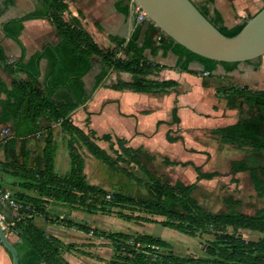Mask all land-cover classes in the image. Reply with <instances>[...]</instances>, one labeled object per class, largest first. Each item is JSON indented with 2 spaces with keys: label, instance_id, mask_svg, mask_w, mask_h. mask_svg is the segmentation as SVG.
Here are the masks:
<instances>
[{
  "label": "trees",
  "instance_id": "1",
  "mask_svg": "<svg viewBox=\"0 0 264 264\" xmlns=\"http://www.w3.org/2000/svg\"><path fill=\"white\" fill-rule=\"evenodd\" d=\"M38 1L42 5L41 11L10 21L4 26L5 35L22 48L20 60L14 64L4 65V69L10 74L18 72L25 74L28 82L15 80L10 88H7L0 80V94L5 95V99L0 100V127L9 126L14 138L25 137L37 132L36 123L43 117L49 122H60L64 133L69 137L70 169L64 176H57L53 173L51 133L47 132L42 157L44 164L35 172L38 178L37 186L49 196L62 200L65 205L79 206L87 212L95 210L97 205L101 212L107 211L108 206L136 210L147 216L161 218L162 220L157 222L159 225L190 238L212 236V240L205 244L207 258L198 259L174 256L170 244L159 237L113 233L108 235V238L112 242L116 256L110 264H264V208L258 209L252 215L244 214L236 209L240 206V201L227 197L225 199L227 211L214 214L204 209L193 197L197 181L212 180L220 173L203 172L201 167L191 161L177 162L164 158L163 163L166 166L191 167L196 174L195 183L185 184L176 180L172 184L157 177L141 164L140 148L125 147L123 139L113 138L110 134H103L99 138H96L93 132L85 134L74 126L69 118L71 113L86 104L111 70L129 74L131 77L129 82L117 81L111 87L114 90L152 93L175 88L177 83L173 81L158 82L148 79L161 67L146 60L143 54L146 49H149L151 54L158 51L172 52L177 56L176 68L187 73H191L188 66L192 61L199 62L203 66V71L209 73L213 72L217 65H222L226 71H230L237 63H219L195 55L146 20L135 24L128 39L111 38L115 48L123 55V58H120L115 53L106 52L98 47L76 18L69 21L62 19V13L68 10V0ZM200 12L220 33L228 37L236 35L244 26L227 30L216 13L211 17L206 12ZM39 18L48 19L58 33L60 42L24 62L25 51L19 39L23 29L22 22ZM144 25L146 29L143 40L140 41ZM152 32L157 34L155 39L150 35ZM42 56L49 60V74L43 88L37 90L38 62ZM94 58L100 64V72L96 75L95 84L88 94L83 78L92 68ZM3 60L0 48V62ZM215 94L218 98H224L231 109H235L236 102L240 101L248 112L254 111L248 119H238L232 125L212 129L210 134L221 144L237 150H249L247 160H234L229 163V173L231 175L247 173L245 185L250 186L257 196L264 197V165L259 162L260 158H264V91L229 84L217 89ZM171 117L172 124L179 123L175 106L171 110ZM86 122L88 123V119ZM95 140L108 143L115 157H111L100 148ZM166 140L169 143L183 142L182 137H173L169 132L166 133ZM75 141H78L82 148L108 171L124 177L138 187L142 186L145 197L135 198L115 192L111 194L110 200H106L107 191L85 181L84 160L74 146ZM124 165L137 167L143 179L136 177ZM18 200L33 208L32 216L44 213V207L40 202L32 199ZM32 216L19 221L14 219L9 221L4 207L0 204V223L7 225L5 231L9 229L18 237L17 243L13 245L18 253L19 264H70L61 257L63 243L37 227L32 221ZM119 217L128 222H155L140 215L120 213ZM78 229L83 232L88 230L80 225ZM228 229L234 232L249 230L261 234L262 237L257 241H246L235 233H228ZM161 251L165 253L162 254Z\"/></svg>",
  "mask_w": 264,
  "mask_h": 264
},
{
  "label": "crops",
  "instance_id": "2",
  "mask_svg": "<svg viewBox=\"0 0 264 264\" xmlns=\"http://www.w3.org/2000/svg\"><path fill=\"white\" fill-rule=\"evenodd\" d=\"M190 1L200 11L208 13L211 17L216 13L222 21L223 27L227 30H235L245 25L250 18L264 7V0ZM67 3L68 10L62 13V19L69 21L71 18H76L98 47L104 51H106L104 48L106 40L114 45L111 38L128 39L135 28V24H137L132 0H68ZM41 10L42 5L38 0H0V48L4 57V60L0 62V80L7 88H10L15 80L28 82V77L19 72L10 74L4 69V65L14 64L22 57V48L14 40L5 35L4 26L10 21ZM22 27L19 39L25 51L24 62L35 54L42 53L46 48L54 47L60 42L58 33L46 18L25 20L22 22ZM145 29L146 25L143 26L140 41L143 40ZM150 35L154 39L157 36L156 32H152ZM143 54L147 61L161 67L159 71L154 72L148 79L158 82L173 81L177 83V86L164 92L135 93L126 90H114L111 88L112 85L108 87L103 86L102 82L101 86L92 93L86 104L70 114L71 123L85 134H88L87 129L82 124H88L96 138H99L103 134H110L113 138L123 139L125 147L137 149L141 145H144V142L151 144V142H158L163 138L167 145L161 152L171 154L178 150L186 152L184 151V146L189 144L186 143L183 135L185 129L182 125L183 118L180 111H189V114L199 119L214 120L215 124L213 126H203L200 124L199 126L192 127V130L207 128L210 132L212 129L229 126L237 121H227L228 118L231 119L235 114V109L229 108L224 98L216 96L215 92L217 89L234 84L264 91V55L252 62L237 63L234 69L230 71H226L222 65H217L209 76H203V66L197 61H192L189 64L188 69L191 73L178 70L176 68L177 56L170 51L166 53L158 51L155 54H151L150 50L146 49ZM94 59L92 68L95 62ZM92 68L87 74L91 72ZM38 71L39 87H36V89L40 90L43 88L49 74V60L47 57L42 56L39 59ZM99 72L100 64L99 70L94 75V83L91 87H87L85 82L87 74L84 76L83 82L88 94H90L95 84V77ZM116 73L120 81L129 82L131 80L129 74ZM116 83L117 80L113 85ZM190 96H192L193 102L198 103L202 101L200 96H208L210 100V104H208L209 109L203 111L207 117L202 118L196 114L195 111L202 110L198 109L196 105L188 104L187 100L190 99ZM165 98H168L170 102V117L166 113H163V107L159 105V101ZM4 99L5 95L1 93L0 100ZM184 99L186 100L183 101ZM174 106L177 107V115L180 120L178 124H172L171 122V110ZM166 112L168 111L166 110ZM77 113H79V120H77L81 124L75 120ZM87 119L88 123L86 122ZM97 122L108 123V128L102 131L97 130ZM158 122L160 123L158 124ZM36 125L37 132L35 134L20 138L12 136L9 126L0 127V141L4 142L0 150V189L11 192L17 199H32L40 202L44 207V213L33 215V223L45 232L53 234L64 245V226L62 228L52 227L50 225L52 217H48V215L46 217L45 214L47 211L52 210L59 215H64L65 204L62 200L49 196L41 187L37 186L38 178L35 172L43 167L44 161L42 157L45 137L49 131L53 145V173L57 176L67 174L70 169V160L68 171L64 174V137L67 140V153L69 137L64 133L60 122H49L42 117ZM171 130L176 132V134L172 135ZM201 131L203 132V130ZM168 132L173 137H182L183 142L169 143L166 140V133ZM157 135L161 138L157 139ZM98 141L100 140H95V143L97 144ZM101 142L106 143L104 141ZM218 143L221 144L220 142ZM106 144L108 145V143ZM98 146L104 149L102 145ZM196 150L193 147L187 148V152L189 153ZM152 152L156 154L158 151L154 148ZM161 152L158 153L160 154ZM83 175L87 184L104 189L101 185L88 181L85 162ZM194 176L196 178L195 172ZM4 211L9 221H11L10 211L5 207ZM6 226L3 224L4 231ZM81 232L84 233L83 231ZM5 233L12 244L17 243L18 237L13 232L7 229ZM87 242L91 244L94 241ZM76 250L80 252V258L89 260V264L90 262L91 264H98L96 254L100 253V249L90 246L85 247V249ZM61 257L64 259V249L62 250ZM65 260L69 263L67 259ZM77 261L86 264L81 259H77ZM0 264H11L10 255L1 244Z\"/></svg>",
  "mask_w": 264,
  "mask_h": 264
},
{
  "label": "rangeland",
  "instance_id": "3",
  "mask_svg": "<svg viewBox=\"0 0 264 264\" xmlns=\"http://www.w3.org/2000/svg\"><path fill=\"white\" fill-rule=\"evenodd\" d=\"M105 50L109 53H115L117 57L123 58L121 51L117 50L113 44L106 40ZM103 45L102 43H100ZM94 66L89 74L85 77V82L87 87H91L94 83V75L97 70H99V64L96 59H94ZM118 74L114 71H110L108 77L104 79L103 86H111L115 81H119ZM202 101L200 103L193 102L192 96L187 100L188 104L197 106L198 109L202 111H195L196 114L202 118L207 117L205 112L209 109L208 96H200ZM184 99L183 101H185ZM235 114L231 119L227 121H236L238 119H248L254 114V111L248 112L247 108L244 107L241 102H236ZM159 105L163 110V113L170 117V102L168 98L159 101ZM166 110L168 112H166ZM181 116L183 118V135L185 141L189 145L184 146V151L187 152V148L193 147L197 149L192 153L183 152V150L174 151L173 154L161 152L167 145L163 138L157 135V139L161 138L158 142L145 143L140 146L141 149V164L145 165L147 169L155 174L157 177L174 183L176 180H180L183 183L190 184L195 183L196 178L194 176V171L191 167H181V166H166L163 163V159L167 158L169 161L177 162H188L191 161L194 165L201 167L203 172L216 171L220 173L218 177L212 180H200L196 182L197 189L193 193V197L197 202L207 211L218 214L227 211V205L225 199L227 197H232L234 200L240 201V206L236 209L244 214L252 215L258 209L264 208V197H259L255 194L250 186L245 185V179L247 173H237L231 175L229 173V163L234 160H247L249 156V150H237L228 145H222L217 142V140L210 134L207 128L201 130H192V127L199 126H213L214 120L212 119H199L189 114V111L182 110ZM75 120L77 123L79 113L75 115ZM78 119V120H77ZM81 124V123H79ZM147 124V123H146ZM149 125V124H148ZM147 125V126H148ZM84 128L87 129V133L90 134L91 130L88 124H82ZM96 128L99 131L106 130L108 128V123L97 122ZM172 135L176 132L171 130ZM212 139V140H211ZM67 140L64 137V174L69 168V157L67 153ZM75 148L79 155L83 158L85 162L86 176L90 183H97L101 185L108 194H113L115 192L125 194L127 196H132L135 198L145 197V190L142 186H136L134 183L129 182L124 177L111 173L107 168L101 163L90 157L78 141L74 142ZM98 145H102L105 151L111 156L115 157L112 150L109 149L106 143L98 141ZM156 152L153 154L152 149ZM260 164L264 165V158L259 159ZM131 173L136 177L143 179L140 171L137 167L131 165H124ZM99 206H95L93 213L82 210L79 206H68L64 205V215H59L58 213L49 210L46 212L45 216L52 217L50 220V225L54 228H59L64 226V259H67L71 264H82L78 262L77 259L89 264V260L80 258V252L76 249H85V247L93 246L96 249H100V253L96 254V259L98 264H110L115 260L114 247L111 240H109L108 235L113 233H125L128 235H136L138 233L149 234L154 237H159L164 241L168 242L171 246V252L174 256L180 258H198L206 259L205 255V244L207 241L212 240L211 235H202L196 238H190L186 235L180 234L174 230L164 228L157 222L162 219L157 216H147L144 213H140L136 210L120 209L117 207H109L107 211L101 212L98 210ZM125 215H140L145 216L155 221L154 223H144V222H128L119 217V214ZM47 217V216H46ZM69 225H73L70 227ZM78 225L86 227L87 232L82 233L78 229ZM3 226V224H2ZM93 233L90 234L89 232ZM228 233H235L246 241H257L262 235L249 231V230H238L234 232L232 229L227 230ZM47 235L54 237L53 234L46 232ZM87 241H94L88 243ZM161 253H165L161 251ZM91 264V262H90Z\"/></svg>",
  "mask_w": 264,
  "mask_h": 264
},
{
  "label": "water",
  "instance_id": "4",
  "mask_svg": "<svg viewBox=\"0 0 264 264\" xmlns=\"http://www.w3.org/2000/svg\"><path fill=\"white\" fill-rule=\"evenodd\" d=\"M165 36L191 53L219 63H242L264 55V7L234 36L220 33L190 0H132ZM0 244L11 264H19L14 245L0 223Z\"/></svg>",
  "mask_w": 264,
  "mask_h": 264
},
{
  "label": "built area",
  "instance_id": "5",
  "mask_svg": "<svg viewBox=\"0 0 264 264\" xmlns=\"http://www.w3.org/2000/svg\"><path fill=\"white\" fill-rule=\"evenodd\" d=\"M132 6L137 23H140L144 20L148 21L146 15L133 2H132ZM209 75H210L209 72L203 73V76H209ZM3 144L4 142L0 141V150L2 149ZM105 198L106 200H110L111 195L107 194ZM0 204L10 211L11 218L16 221L22 220L24 218H30L33 213V208L30 205H27L22 201L16 199L11 192L3 191L1 189H0ZM90 234H92V231H90Z\"/></svg>",
  "mask_w": 264,
  "mask_h": 264
}]
</instances>
